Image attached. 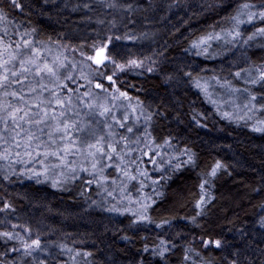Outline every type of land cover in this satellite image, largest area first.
I'll use <instances>...</instances> for the list:
<instances>
[{"label":"trees","instance_id":"trees-1","mask_svg":"<svg viewBox=\"0 0 264 264\" xmlns=\"http://www.w3.org/2000/svg\"><path fill=\"white\" fill-rule=\"evenodd\" d=\"M245 5L264 12V0H0L7 25L40 42L106 49L126 68L119 88L148 113L152 138L174 150L144 181L143 224L83 180L55 189L0 172V264H264V129L224 120L200 90L211 75L264 67L252 42L264 19L232 25ZM227 34L237 38L206 52ZM110 73L95 80L106 85ZM255 90L264 101V79Z\"/></svg>","mask_w":264,"mask_h":264},{"label":"rangeland","instance_id":"rangeland-1","mask_svg":"<svg viewBox=\"0 0 264 264\" xmlns=\"http://www.w3.org/2000/svg\"><path fill=\"white\" fill-rule=\"evenodd\" d=\"M261 12L243 7L232 22L234 29L254 25ZM4 17L0 13V84L6 85L0 87V172L55 189L83 180L86 191L98 190L106 208L145 223L152 197L144 181L169 165L174 150L170 143H156L146 110L120 90L126 68L114 64L106 49L87 55L64 43L40 42L34 29L14 28ZM236 38L224 35L206 52L214 55V49ZM252 42L264 48V36ZM108 65L111 73L102 85L95 79ZM241 68L232 73L233 79L211 75L200 90L224 120L263 130L264 101L255 89L263 81L264 67ZM31 246L37 245L23 242L20 247Z\"/></svg>","mask_w":264,"mask_h":264},{"label":"snow or ice","instance_id":"snow-or-ice-1","mask_svg":"<svg viewBox=\"0 0 264 264\" xmlns=\"http://www.w3.org/2000/svg\"><path fill=\"white\" fill-rule=\"evenodd\" d=\"M11 2L15 4V3L17 2V0H11ZM245 7H247V5H245ZM259 15H260V18L264 19V12H261ZM260 32H261V33H264V29H260ZM249 39H251V37H249ZM202 42H203V41H202ZM193 47H198V45L194 44ZM98 51L102 52L103 49L101 48V49H99ZM89 59H93V57H89ZM109 59H110V58H109ZM5 63H7V61H5ZM21 63H23V62H21ZM132 63L135 64V61H133ZM45 69H46L47 72H49V73H52V71H53L51 68H48L47 65H45ZM41 70H44V69H38V71H41ZM13 75H16V73L14 72ZM261 78L264 79V73H261ZM4 79L7 80V76H5ZM5 86H6V85H4V84H0V87H5ZM98 86H99V85H98ZM21 91H23V89H21ZM13 95H15V93H13ZM121 95H125V94H124V93H121ZM20 98L23 99V96H21ZM253 99H255V97H253ZM106 111H107V109H106ZM128 130L131 131L130 128H129ZM257 130L259 131L260 129H257ZM53 155H55V153H53ZM220 167H221V165H220L219 163H217V164L215 165V167L212 169L211 175L215 176L216 171H217ZM34 243H35L37 246L39 245V241H38V240H37V241H34ZM215 243H216V246H217V247L220 246L219 241H217V242H215Z\"/></svg>","mask_w":264,"mask_h":264},{"label":"water","instance_id":"water-1","mask_svg":"<svg viewBox=\"0 0 264 264\" xmlns=\"http://www.w3.org/2000/svg\"><path fill=\"white\" fill-rule=\"evenodd\" d=\"M99 60H100V56L96 55V59L94 60V65H97Z\"/></svg>","mask_w":264,"mask_h":264}]
</instances>
